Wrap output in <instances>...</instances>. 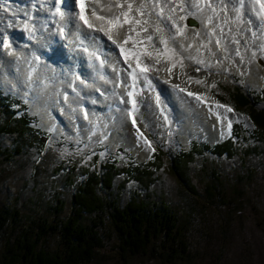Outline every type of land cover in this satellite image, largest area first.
<instances>
[{"label":"rangeland","instance_id":"1","mask_svg":"<svg viewBox=\"0 0 264 264\" xmlns=\"http://www.w3.org/2000/svg\"><path fill=\"white\" fill-rule=\"evenodd\" d=\"M101 1L93 0L87 3L88 5L95 3L101 6ZM260 2L264 3V0H260ZM88 5L86 4L85 15L91 14ZM252 6L255 11L264 15V10L260 9L259 3H256L255 0H245L244 19H247ZM4 8H8L9 11L4 12ZM17 9L16 3L13 5V3L9 4L0 0V37L5 36L11 40L9 51L14 50V41L9 33H3V29L9 25V21L12 23L14 20L16 21V18H11L10 14H13ZM6 15L9 17H5ZM175 15L180 16L183 13L177 12ZM228 15L229 23L224 24L217 18H214L213 23L220 24L224 29V40L229 46V59H224L225 54L221 52H218L216 56H211L207 48L201 47L203 43L207 42L205 32L208 29L200 20L196 19L194 20L198 22V28L185 27L186 19L177 21L180 27L185 28L188 37L183 42L185 45H192L187 51L182 52V55L191 57V59L186 58L181 61L179 57H172L171 53L164 56L153 48L151 51L155 56L160 55L159 63L171 69L170 74L180 75L186 81L187 87L202 92L205 97H213L218 104L226 105L234 110L227 112L225 108L221 107L225 111L224 116L227 122L231 121L230 134H232L231 141L235 151L231 155L228 151H222L221 154L212 151H202L200 155L195 154L192 162L187 166L188 184L192 190L179 182L178 178L170 171L169 156L189 151L193 141L198 146L208 145V142H198V140L192 139L186 145L181 141L178 134L179 123L176 118V107L169 105V91L165 86H159L158 82L152 80L146 106H142V114L140 113L139 117L147 128L154 149H158V153L161 152L165 155L156 157L153 152L146 160L139 162L122 147L111 151L103 143L88 147L83 140L76 141L68 137L66 132L57 136L55 131L53 136L56 140L49 141L47 147L42 146V141L38 149L36 146H32L20 155L13 156L11 161H0V210L10 208L19 213V219H15L16 223L10 221L6 233L0 237V264H12L5 257L7 243L12 244L22 231L39 232L38 225L42 221L53 222L54 225H57V220L63 222L71 217L70 197L79 184V178L82 177L84 171L85 173L94 171L93 156L99 155L100 157L101 154L103 157L105 153L106 156L102 158V164L114 158L117 167L126 165L128 161L135 164L154 163V160L161 161L160 168L155 171L153 182L148 185V188H144L134 180H126L125 175H119L114 179L112 197L118 201L120 207L124 206L135 193H139L140 197L149 205L156 204L159 207L161 203L167 204L177 220L179 235L176 234V238L182 240L186 245L187 253L183 258L165 259L163 257L164 249L168 247V244L160 235L151 240L145 253L123 256L117 246L116 234L109 219L105 214H101L100 217L104 223L98 227V232L103 240V248L97 251L93 259L86 264H264V149L260 141L250 136L253 125L248 118L249 109L246 106L237 112L233 107L235 103L232 100L234 92L243 93L251 100L252 97L258 96L259 92L264 91V83L260 87L249 83L253 72L264 71V51L260 48V45L264 43V37L253 40L251 32H245L244 39H241L237 34L239 25L233 22L234 14L229 13ZM33 17L31 23L37 29L39 23L37 21L38 24H36L34 21L36 17ZM253 19L255 23V16ZM80 23L83 24V22ZM50 26L47 23V27L51 28ZM64 26L68 33L69 22ZM229 28L232 29L231 32H229ZM193 29L201 33L198 38H194ZM173 32H175V28H173ZM233 35L240 39V45L231 42ZM176 38L177 40L183 39L179 35ZM215 38L214 36L213 44L210 45L213 51H216ZM245 39L248 40L247 44H245ZM105 47L102 48V52L107 49ZM198 47L199 51H197ZM237 47L243 56V62L239 56L235 55L234 49ZM253 52H255V56L252 55ZM100 54H103L106 61L104 53ZM103 56L100 57L103 58ZM121 59L124 61L122 57ZM218 59L222 63L218 64ZM197 60H202L204 63L197 64ZM136 64L133 62L132 66L135 67ZM123 65L127 64L123 62ZM199 65L207 66L208 69H205L212 70V73L214 70H219L221 74L224 72L223 75L226 78H221L218 73L215 74L216 76L209 73L197 74L194 68ZM146 67L153 71L158 68L148 63ZM140 68H137V72ZM167 72L169 73V71ZM127 77L128 74L122 76L121 82L129 83L130 79ZM189 77L192 79L190 80ZM196 80H201L203 83L197 84ZM212 83H215L216 86L208 87ZM10 84L4 88L0 83L2 96L20 101V97L14 96L12 93L15 88ZM157 96L161 103L157 102ZM192 99L196 105L202 103L196 101L194 97ZM190 102L192 103V101ZM191 103L188 104V107H192L191 109L194 110L193 103ZM153 106L159 107L166 120V124L161 127L153 126L147 118L145 107L153 108ZM254 106L258 110L264 109V100ZM19 108L20 104L14 102L11 107V110L15 112L14 117L18 118L22 115L17 111L20 110ZM24 109L28 117L36 118L34 119L35 123L30 126L39 130V136L42 139L46 137L47 130H44L40 125L39 117L32 112L29 105H26ZM59 113L61 112L59 111ZM4 116L2 114L0 118L3 119ZM0 146L2 149H13L15 135L0 134ZM67 175H70L72 183L66 181ZM82 178L84 179V177ZM123 180L125 181L123 182ZM211 187H213V197L209 198V194L212 192L208 189ZM106 197L109 198L107 195ZM57 198L63 200L64 203L59 214L50 209L56 203ZM85 223L89 224V220H86ZM43 242L42 247L50 252L62 253L64 250L59 230H51Z\"/></svg>","mask_w":264,"mask_h":264},{"label":"bare ground","instance_id":"2","mask_svg":"<svg viewBox=\"0 0 264 264\" xmlns=\"http://www.w3.org/2000/svg\"><path fill=\"white\" fill-rule=\"evenodd\" d=\"M91 1L93 0H85V4L88 5L87 2ZM13 2L18 5L14 13L19 15L10 14L11 18H16V21H13L11 27L6 25L3 33L10 34L14 41L16 54L9 55V49L0 48V83L2 86L5 88L7 84L12 83L11 87L15 88L12 93L29 105L32 112L39 117L43 129L56 131L57 136L66 132L68 137L76 141H85L88 147L95 146L97 143L106 144L109 146V151L122 147L139 162L150 157L154 145L143 122L138 118L136 128H133L126 122V116H124L125 119L121 117V114H129L123 106L126 103L133 104L131 108L137 111L141 105L143 91L147 87L144 86L143 91L134 87L133 95L131 97L126 95L132 82L130 78L131 83H124L121 80L122 76L128 74L131 69L128 65H123L124 61L121 59L123 56L120 55L119 49L100 33H95L96 38L93 40V34L86 26L81 31L88 35L87 39L84 35L77 38L76 29L70 23L67 33L64 24L68 23V20L61 22L59 16L51 15L55 11L53 7L55 0H48L45 8L40 11L32 8L34 3L39 8L36 0H13ZM101 2L103 6L114 0H102ZM62 10L67 15L68 9L62 7ZM75 11L79 12L78 6ZM26 12L35 16L37 18L34 20L35 23L37 21L39 23V28L34 32L35 39L30 38L29 31L24 28L22 21ZM80 22L82 21H76L81 24ZM29 23L32 25L31 21ZM47 23L51 25V28L47 27ZM61 26L64 27L67 35L60 34ZM143 34L141 33L140 43L134 47L137 51H151V42ZM133 39H136L135 33ZM103 47L107 48L105 52L101 51ZM125 47L132 49L131 41ZM85 48L88 49L87 52L84 51ZM99 53H104L107 60L105 61L104 56L101 58ZM128 55L132 64L133 62L138 63L132 51H129ZM152 55L153 60H147L141 56L140 69L145 68L148 63L158 67L160 72L148 68V71L141 73L138 79L145 83L144 76L147 75L151 82L154 80L159 86H165L169 91V105L176 107V118L179 123L178 134L181 141L188 145L192 139L209 143L225 140L231 131L224 116L225 111L217 106L216 99L203 95L204 102L200 105L193 103L192 97L188 96L187 92H202L187 87L186 81L180 75L168 73L165 65L155 62L153 52ZM113 67L116 71H113ZM126 67L127 71H124ZM196 68H200L199 72L195 71L197 74L209 73L216 76L219 73L217 70L212 73V70H206L200 66L195 67L194 70ZM140 69L137 73H140ZM219 74L221 78H226L223 73ZM249 83L255 87L262 86L264 71L253 72ZM117 84L120 86L118 87ZM173 85H180L186 91H180ZM74 88L75 91H73ZM65 94H67V100L64 99ZM122 97L126 102H121ZM115 103L119 105L118 110H111V106L114 107ZM190 103L194 110L188 107ZM209 106H211V111H209ZM145 112L153 126L161 127L166 124L158 106L145 107Z\"/></svg>","mask_w":264,"mask_h":264},{"label":"trees","instance_id":"3","mask_svg":"<svg viewBox=\"0 0 264 264\" xmlns=\"http://www.w3.org/2000/svg\"><path fill=\"white\" fill-rule=\"evenodd\" d=\"M233 102L235 110L245 108L249 109L248 118L253 125L251 137L256 138L262 143L264 149V111L255 108V104L264 100V91L256 97L249 99V96L234 92ZM262 97H261V96ZM16 101L15 98H5L0 92V134L15 135V146L13 149H2L0 146V161H11L13 156H18L25 152L27 148L36 146H45L47 139L39 136V130L33 129L30 124H34L35 118L27 116L24 106L20 104V117H14L15 112L11 107ZM231 138L223 144H217L209 147L206 144L198 146L197 143H191L189 151H182L169 156L170 171L178 178V181L189 187L187 166L191 163L195 154H201L202 151H212L221 154L222 151H228L229 155L235 150ZM158 154V155H157ZM154 154L156 157L165 155L164 153ZM162 158V157H161ZM160 158V159H161ZM97 156L93 157L94 171L82 174L79 178V184L75 187L71 199V217L63 222L57 220V225L53 222L42 221L38 227L39 232H29L24 230L13 241L7 243L5 256L10 263L14 264H86L95 256L96 252L103 248V240L98 232V227L104 223L100 217L105 214L110 221L116 234L118 248L122 255L130 254L134 256L139 253H145L153 238L160 235L168 244L164 249L165 259L183 258L187 253L186 245L182 240L176 237L177 220L174 213L165 203L159 207L156 204L149 205L139 193L133 194L124 206L120 207L118 201L112 197L114 179L119 175H125L126 180H134L148 188L153 182V175L160 168L161 161L154 160V163L135 164L131 161L122 167H117L114 158L107 163L101 164L100 170L96 168ZM66 181L72 183L70 175H67ZM125 180H123L124 182ZM213 187L210 190L209 198L213 197ZM209 192V191H208ZM106 195L109 197L107 198ZM64 207L63 200L56 199V203L50 207L51 211L59 214ZM19 213L16 210H0V237L5 234L10 221L16 223ZM16 219V220H15ZM19 219V218H18ZM89 220V224L85 221ZM52 223V224H51ZM51 230H59L61 242L64 246L62 253L50 252L42 247L45 237ZM179 235V234H178ZM161 256V255H160Z\"/></svg>","mask_w":264,"mask_h":264},{"label":"snow or ice","instance_id":"4","mask_svg":"<svg viewBox=\"0 0 264 264\" xmlns=\"http://www.w3.org/2000/svg\"><path fill=\"white\" fill-rule=\"evenodd\" d=\"M39 3V8H36V3L32 5V8L36 11L43 10L45 4L48 0H36ZM256 3H259L260 9L264 10V3L260 0H255ZM71 5V6H70ZM79 7V12L75 11L76 7ZM55 11L51 13L52 16H59L61 22L65 19L68 20L72 27L76 29L77 38L80 35H84V38L87 39L88 35L82 33V28L86 26L92 35L94 40L95 33H100L106 37L109 41L112 42L116 48L119 49V53L123 56L124 62L128 65V68L131 69L129 75L132 76L133 81H135L141 73H146L148 67H145L140 70V73H137V68L140 67L139 61L141 56L145 57L147 60H153V55L151 51H137L135 45L139 44L142 37L141 33H144L147 39L151 42V46L156 50L157 53L168 56L171 53L172 57H179L181 61L184 59H191V57H184L182 52L187 51L188 48H191L192 45H185L183 42L187 40V35L185 33V28H182L178 25V20H184L187 17H192L193 19L200 20L202 24L205 25V28L208 31L205 32L207 37V42L203 43L201 47L208 49V52L211 56H216L218 52L224 53V59H229V46L228 43L224 40V29L220 24L213 23L214 18L220 19L222 23H229V13L234 14V23L239 25L237 28V34L240 35L241 39H244L245 32H251V38L253 40L257 38L264 37V15H261V12L255 11L254 6L250 7L247 19H244V7L245 0H114L112 3L107 5L98 6L95 3L88 5L91 12L90 16L85 15V0H55L53 4ZM63 8H67V15ZM4 12H8V8L3 9ZM177 12L183 13V15L176 16ZM209 13H211L209 15ZM223 14V15H221ZM13 15H19L18 13H13ZM253 16H255V23ZM33 19V16L26 12L24 20V28L29 31L30 38L35 39L34 32L36 31L35 25H31L29 21ZM82 21L83 24L76 23V21ZM210 25V28H209ZM247 25V27H244ZM12 26V22L9 21V27ZM185 27H187L185 25ZM175 28V32H173ZM219 30V31H218ZM232 29L229 28V32ZM194 38H198L201 33L193 29ZM135 33L136 39H133V34ZM60 34L67 35L65 33L64 27H60ZM259 34V35H258ZM177 35L182 37V40H177ZM215 38L216 51H213L210 45L213 44V37ZM131 41L133 48L128 49L125 47L126 44ZM231 42L236 45H240V39L236 38V35L231 37ZM83 43V41H81ZM248 43V40L245 39V44ZM0 48L11 49V41L5 37H0ZM262 51H264V43L260 45ZM85 52L88 51L87 48L84 49ZM129 51L134 53V58L138 61L135 67L132 66L129 61ZM199 51V47L197 48ZM235 55L239 56L241 62H243V56L240 53L239 47L234 49ZM9 55H15V51H9ZM95 55V53H92ZM255 56V52L252 54ZM156 63L160 61V55H156L154 58ZM197 64H203L204 61L197 60ZM217 63H222L221 60H217ZM127 71V69H123ZM166 71L171 72V69L165 67ZM227 70V69H226ZM113 71H116V68L113 67ZM156 71H160L159 68H156ZM195 71L199 72L200 68H196ZM79 78V77H78ZM158 78V77H157ZM191 80L192 77H189ZM144 82L151 86V80L144 76ZM83 83V81H81ZM195 83L201 84L203 81L196 80ZM119 87L120 85L117 84ZM216 85L212 83L208 85L210 88H214ZM174 88L179 89L180 91H186L185 88H181L180 85H173ZM75 91V88L73 89ZM126 95L131 97L132 92H126ZM188 96L194 97L196 101L203 102V94L196 92H187ZM65 100L68 99L67 94L64 97ZM121 102H126L121 98ZM157 102L161 103L159 96H157ZM217 103L218 107H223L227 112H233L234 110L231 107L226 105H220ZM211 106H209V111H211ZM131 113H129L130 115ZM219 117V113H217ZM87 118V114H85ZM135 123V120L133 121ZM229 129L231 128V121L228 123ZM141 138L142 134H141ZM147 142V141H146ZM149 147L150 144H149ZM154 151V149H152Z\"/></svg>","mask_w":264,"mask_h":264},{"label":"water","instance_id":"5","mask_svg":"<svg viewBox=\"0 0 264 264\" xmlns=\"http://www.w3.org/2000/svg\"><path fill=\"white\" fill-rule=\"evenodd\" d=\"M186 26L187 27H191V28H198L199 27V25H198V22L196 21V20H194V19H187L186 20ZM131 71V70H130ZM129 71V72H130ZM129 72H128V76H130L129 75ZM132 77V76H131ZM121 84V83H120ZM132 84H133V86H138V87H141V86H143V83H142V81H140V79H136L135 81H133L132 80ZM122 85V84H121ZM149 89H150V87H149ZM122 104V103H121ZM115 106L113 107L114 108V110H118V104H114ZM123 105V104H122ZM124 107H125V104L123 105ZM140 107L141 106H139V108L137 109V111H134L132 108H130V110H129V113H131L130 115L129 114H121V117L123 118L124 116H126V119H127V123H128V125L129 126H131V127H133V128H136V121H138V111H139V109H140ZM124 119H125V117H124ZM135 120V123H133V121ZM224 140H221V141H217V143H220V142H223ZM208 142V141H207ZM206 142V143H207ZM216 143V142H215ZM209 146H211V145H213L214 143H207ZM101 162V161H100ZM140 162H142V161H140Z\"/></svg>","mask_w":264,"mask_h":264}]
</instances>
